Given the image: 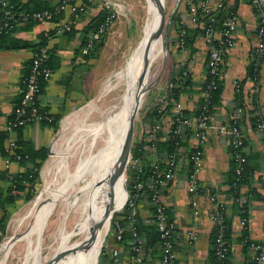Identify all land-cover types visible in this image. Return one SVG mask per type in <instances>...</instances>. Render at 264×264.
<instances>
[{
  "label": "crops",
  "instance_id": "crops-1",
  "mask_svg": "<svg viewBox=\"0 0 264 264\" xmlns=\"http://www.w3.org/2000/svg\"><path fill=\"white\" fill-rule=\"evenodd\" d=\"M27 2L29 0H19ZM84 1L88 9L78 16L74 22L73 32L55 30L56 22H64L73 16L69 11L60 20L20 22L17 28L10 34L11 39L3 42L0 46V125L4 126L9 120L15 106L21 99L24 83L23 78L27 75L31 59L42 39V34L52 31L47 37V46L50 48L52 75L45 80L43 91L39 94V104L43 109L49 110L54 115H64L87 100L93 94V88L89 83V74L92 72L93 58L87 60L81 51L87 32L85 27L91 18L104 8H111L113 2H123L126 10L121 15L129 11L132 0H78ZM189 0H185L188 2ZM203 0H196L197 4ZM227 4L237 2L240 14V22L236 32V43L230 48L226 55L223 80L224 90L220 103L215 104L212 111V121L209 129V138L206 143L205 165L201 174V187L206 191L190 193L187 181V161L182 155L176 163V178L172 185H162V196L168 204V212L179 230L176 240L177 264H209L210 250L212 247L211 233L214 228V221L211 218V203L208 198L209 189L228 204V217L232 220V232L230 235V262L229 264H253L251 259V248H245L241 235L244 224L242 217L233 205L231 196L228 193L227 183L228 172L231 167L233 147L230 137L219 132L217 126L221 122L230 120L233 111L234 80H244V98L246 111L240 119L245 133V152L249 158V182L243 184V191L249 200L248 227L253 239L264 243V135L253 125L249 119V114L253 110H260L264 115V61L259 71V82L256 83L248 76L247 65L252 60L253 47L257 42V19L251 6V0H224ZM50 5H54L58 0H48ZM128 2V3H127ZM128 4V5H127ZM131 6V5H130ZM180 15L190 26H196L187 16L188 7L181 8ZM178 31V30H177ZM45 32V33H44ZM175 39V46L172 48L180 52V58H176L183 64L187 63V70L192 79L188 85V90L184 92V103L187 117L194 119L200 108L204 82L208 76L207 67V47L202 35H198L194 41V47L182 48L179 44V32ZM14 41H24L26 45H14ZM180 67V68H181ZM179 68V69H180ZM176 70V72L179 71ZM183 75V74H182ZM181 76V75H180ZM178 76V77H180ZM258 88L256 89V87ZM169 88H165L162 93H169ZM161 97V96H160ZM159 97V98H160ZM159 102V100H158ZM157 104L159 105V103ZM156 105V104H154ZM152 105V106H154ZM151 106V107H152ZM150 107V108H151ZM173 107V106H172ZM171 108H166L164 114L158 118L160 120V135L163 137L173 126L174 118ZM149 108V109H150ZM147 110V112L149 111ZM252 112L250 113L249 112ZM143 134L140 142L147 139L146 129L155 120L146 118ZM193 125L187 127V140L189 145L192 140ZM56 129L44 120H34L27 125L17 128L12 135L16 138L19 147L22 149H38L43 146L49 147ZM185 130V131H186ZM163 138L159 139L162 140ZM5 147V140L0 141V151ZM53 146L52 152L56 149ZM187 151V150H186ZM181 153V154H186ZM158 154V153H157ZM147 159V157H146ZM159 160V154L157 155ZM32 166V162L21 163L14 159L11 164V172L26 170ZM9 170V171H10ZM4 158L0 157V197L7 192L9 180L6 178ZM134 176H129V187L133 186ZM199 202L200 216L194 214L192 199ZM12 206L7 205L8 212ZM140 218L146 224H154V205L150 198L145 196L139 204ZM4 215V208L0 204V219ZM111 219V215H110ZM197 221V222H196ZM196 222V223H195ZM197 224L199 236L193 242L190 241L188 230ZM157 229V227H156ZM3 229H0V232ZM130 232V231H129ZM144 239V248L141 252L143 264H162L160 238L157 241H150L147 233L139 230ZM158 232V230H157ZM131 233V232H130ZM2 235V233H0ZM132 235V233H131ZM133 238V235H132ZM131 238V239H132ZM131 239L126 244H121L122 263L130 264L131 260ZM3 243V242H2ZM102 248V247H101ZM99 256V255H98Z\"/></svg>",
  "mask_w": 264,
  "mask_h": 264
},
{
  "label": "built area",
  "instance_id": "built-area-1",
  "mask_svg": "<svg viewBox=\"0 0 264 264\" xmlns=\"http://www.w3.org/2000/svg\"><path fill=\"white\" fill-rule=\"evenodd\" d=\"M3 5L8 4V0H1ZM251 6L255 12L257 19V42L253 47L252 59L255 60V65L257 70L260 71V67L263 63L264 58V0H251ZM227 5L224 0H203L202 3L196 4L190 2V6L187 9L188 19L194 23L200 25L203 28L202 37L205 41L208 57H207V67H208V81L204 85L202 92V104L198 110L194 119L187 117L186 106L184 103V92H180L179 98L174 101L172 112L174 118L176 119V126H171L166 134L162 137L160 135V120L155 119L149 127L146 129V134L148 139H181L187 137V127H193L192 140L190 143L192 150L188 151L186 154L175 152H169L166 154L167 159L170 164H176L182 155L186 156V161L189 163V168L187 171V181H188V191L190 193H197L200 190L201 174L205 165V148L206 143L209 138V129L212 119V111L210 110V104L213 98V94L218 85V79L223 77L224 65L226 60V55L230 48L236 43V32L240 22V14L238 7L236 9H231L223 16L220 23L217 22V18L213 12L221 11L226 9ZM127 6L123 2H113V6L110 8V14L107 18L101 22L96 28L87 32L81 51L83 54H87L95 46L96 42L99 41L108 31L112 24V20L115 15H118L122 11L126 10ZM88 9L87 4L84 1L78 0H60L59 3L52 9H45L40 11H35L33 14H25L24 18L32 15L33 18L38 21H53V17L56 13L62 11H69L72 18L64 22H56L55 30H65L70 31L73 29L74 22L78 16L85 13ZM202 9L206 15H208V23L204 24L200 20L198 15V10ZM13 11L11 7H6L4 10V16H12ZM184 35L185 30L182 29L179 32V44L182 48L184 46ZM49 56L48 46H42L38 51L33 54V62L28 75L24 78V90L23 95L15 106L12 117L6 122L4 126L0 125V132L5 131V147L3 151H0V157L4 158L5 168L8 173L11 172V164L14 159H19L20 155L16 152L18 148V142L16 138L12 135L13 131L17 129L18 126H25L31 121L36 119L51 122L54 120V114L49 110L43 109L39 104V94L41 93V79H49L52 75L53 70L48 66L44 65L43 62ZM188 75V70L183 72V76ZM255 82V80L253 79ZM234 91L237 86H239L238 79L234 80ZM258 86L256 87V89ZM167 92L163 93L159 98L160 113L164 114L167 105ZM233 111L229 121L221 122L217 128L219 132L226 134L230 137L231 144L233 147L232 157L237 161V173L241 174L243 169V164L247 160V155L245 152V133L242 125L240 124V119L244 115L246 108L243 104L237 105L236 101L233 99ZM256 127L264 135V115L258 110L256 112ZM186 130V131H185ZM175 147L178 149L180 147L179 140H176ZM147 149L145 156L149 160L150 165L153 166L157 173L152 176L150 180L149 187L151 190V202L154 205V221L159 232L160 247H161V262L162 264H177V251H176V240L179 235L177 223L171 219L168 212V204L162 196V185L170 184L167 180L160 179L162 174H166L168 178H175L176 169L165 168L160 169L158 159H157V148L154 143H150L145 146ZM15 156V157H14ZM264 158V157H263ZM142 159L139 157H132V168L136 171L135 181L132 187H129V194L125 202V210L122 212L120 217L127 218L124 223L120 222L119 218L114 221L113 234L117 240H122L126 231H130L133 235L131 239V260L130 264H143V259L141 252L144 248V239L137 229L136 223L139 220L140 210L138 207V199L143 196L145 181L141 179V173L144 170V166L141 163ZM10 170V171H9ZM240 178V177H239ZM238 178V179H239ZM242 190V187H241ZM243 192V191H242ZM209 201L211 203V218L215 224L219 225L218 233L216 237L217 247V260L215 264H224L223 257L227 250V245L224 237V230L226 224L223 223L224 218L228 216L227 202L220 198L216 193L208 194ZM239 201L244 203L247 201L246 194L240 196ZM192 205L194 209V214L200 216L199 202L195 198L192 199ZM242 222L245 227V223L248 220L242 217ZM197 222V221H196ZM195 222V223H196ZM0 233L3 234L1 231ZM110 236V235H109ZM188 236L190 241L193 242L199 236V230L197 224H194L191 229L188 230ZM249 238H252L249 235ZM110 239V238H109ZM248 238H245L247 240ZM121 244L109 245L105 247L106 251H103V256L105 258V264H121L122 254H121ZM250 248L252 250L251 259L254 264H264V243L255 242L254 240L250 243ZM109 256H108V255Z\"/></svg>",
  "mask_w": 264,
  "mask_h": 264
},
{
  "label": "rangeland",
  "instance_id": "rangeland-1",
  "mask_svg": "<svg viewBox=\"0 0 264 264\" xmlns=\"http://www.w3.org/2000/svg\"><path fill=\"white\" fill-rule=\"evenodd\" d=\"M185 3V0H166L162 28L166 45L165 49L163 43L165 54L151 66L149 86L136 114L132 148L137 145L143 134L147 123L145 120L147 110L157 104L163 90L172 85L176 70L182 65L176 59L180 58L181 54L172 48L171 43L175 46L174 38L178 33L175 18L181 13ZM130 5L126 14L121 15V12L114 16L99 54L93 58V70L88 78L93 88L92 96L60 119L59 127L54 131L48 147L49 156L40 168V180L36 184V190L29 199L25 198L26 192L21 191L23 196L9 208L7 226L0 239V264H60L68 250H75L91 235L96 216V201L90 189L83 191L82 188L96 180L101 172L98 164L105 156L100 159L97 157L100 151L97 145L93 158L85 170L76 173V165L81 157L83 136L87 127L103 121L110 114L114 113L117 116L128 100L127 89L133 79L131 77L125 79L127 66L153 17L154 0H132ZM179 20H183L182 16ZM55 145L57 147L52 152ZM61 148L64 149L63 158L53 162V170L49 173L51 175H47L46 165ZM132 148L131 154L129 153L124 161V164L127 163L125 183L117 196V201L120 194L126 190L128 194L130 192L128 179L132 168ZM62 188L63 190L59 192ZM70 201H74V204L69 208V216L65 223L70 233L66 247L60 235L63 226L61 220L64 207ZM124 207L125 205L119 211L116 209L112 211L105 240L95 250L93 257L97 258V264H105L103 251L109 245V235L114 231V221L116 217H120L125 210ZM9 238L15 243L9 252H5L2 246Z\"/></svg>",
  "mask_w": 264,
  "mask_h": 264
},
{
  "label": "trees",
  "instance_id": "trees-1",
  "mask_svg": "<svg viewBox=\"0 0 264 264\" xmlns=\"http://www.w3.org/2000/svg\"><path fill=\"white\" fill-rule=\"evenodd\" d=\"M59 1L60 0H58V2L54 5H50L48 0H29L27 2H22L19 0H8V4L6 6H4L2 1L0 0V46L3 44V42L11 39L10 34L17 28L18 23L30 22V21L34 23V22L38 21L37 19L33 18L32 15H29V17L24 18L25 14H33V12H35V11L52 9L59 3ZM190 2H194L197 4L196 0H189L188 2H186V5L188 8L190 6ZM226 5H227L226 9L213 12L217 18L218 23H220L221 18L223 16H225L229 10H231V9L233 10V9H236L238 7L237 2H234L232 4L226 3ZM9 6L11 7V9L14 13L12 16L6 17V16H4V10L6 7H9ZM110 12H111L110 9L106 7L104 9H102L100 12H98L96 15H94L91 18V20L88 22V24L86 25L85 31L89 32L90 30L96 28L101 22H103L107 18V16L110 14ZM65 15H66V11L64 10L62 12L56 13L55 16L53 17V19L57 21V20H60V18L64 17ZM198 15H199L200 20L203 21L204 24L208 23V15H206L202 9L198 10ZM180 17H181L180 14H178L175 18V20L177 21L178 32H180V30H182V29L185 30L184 46L193 48L194 47L193 44H194V41L197 39V36L203 34V28L200 25V22H198V24H196V26H190L186 22L180 21L179 20ZM52 31H48L46 33L44 32L45 34H42V39L39 41L35 52L38 51L42 46L47 45V37L50 33H52ZM70 31L73 32V30H70ZM105 36H106V34L99 41L96 42L95 46L91 49L90 52H88L87 54H84V56L87 60H90V59L98 56L99 51L101 49V46L103 44V39L105 38ZM14 45L22 46V45H26V44L24 41H14ZM50 51L51 50L48 47L49 56H51ZM49 56L43 62V64L48 66L49 68H51L52 67L50 65L51 58ZM263 61H264V58H263ZM32 62H33V57L31 59V63L29 66L28 73L31 69ZM185 70H187V63L183 64V66L179 69L178 72H176V74L174 76L173 83L169 88V93L167 96L166 108H168V109L171 108L174 104V101L179 98L180 92H185L186 90L189 89L188 85L191 83L192 79L190 78L189 75H186V76L182 75ZM247 70H248V76L251 77L252 79H254L256 83H258L260 76H259V70H257L256 65H255V60L252 59L250 61V63L247 65ZM28 73H27V75H28ZM188 74H189V70H188ZM27 75H25V77ZM178 76H180V77H178ZM24 78H23V83H24ZM45 80L46 79H43V78L41 79V86H42L41 92L43 91V86L45 84ZM207 81H208V76H207V79L205 80L204 83L206 84ZM238 82H239V86H237V88H235V91H234V100L236 101L237 105L243 104L245 106L246 103H245L244 91H243L244 80L238 79ZM24 87H25V84H24ZM223 90H224V80H223V77H221L218 79V85L214 91L213 98H212V101L210 104V110L211 111H213L215 104L220 103ZM22 95H23V93H22ZM201 104H202V99H201ZM160 108L161 107L158 104L152 106L149 109V111L147 112L146 118L151 117V118L157 119L161 115ZM255 108L256 109L253 110L254 113L249 114V119H250L251 123L256 126V119H257L256 112L258 110H257V107H255ZM249 112H250V110H249ZM250 113H252V112H250ZM12 115H13V112H12L10 117H12ZM62 117H63L62 115H54V120L49 122V124L52 125L55 129H57L59 127V122H60V119ZM172 120L174 122L173 123V127H174V126H176V119L172 118ZM20 127H23V126H18L17 128H20ZM5 136H6L5 131L0 132V141L4 140ZM176 140H179V142L181 144L178 149L176 148L177 146L175 147ZM150 143H154L156 148H157V151L159 154L158 163H159L160 169H162V170L165 168H169V167L174 168L176 165V164H174V165L170 164L169 160L166 157L167 153L175 152V151H177L178 153L179 152L185 153L186 150H187L186 152H188L194 148V147H191L189 145L187 140H184L182 138L180 141L179 137H177V139H175V140L174 139L150 140L147 138V139H143L141 142H140V140L137 142V145H135V147L132 148L133 157H139L142 159L141 163L144 166V170L141 173V179L145 181V186L143 189L144 193H143V196L139 197V199H138V207H139V204H140V201L142 198H144L145 196H147V198H150L151 190L149 187V183H150V180L152 179V176L157 173V170L153 166L150 165V163H149L150 161L147 160L146 156H145V154H147V152H146L147 149L145 148V146L150 144ZM16 152L20 155L18 161H20L21 163H27L28 161H31L32 166L27 168L26 170L8 173L6 176V178L9 180V185L7 188V192L5 194H3V196L1 195V197H0V204L4 208V215L0 219V229H3V230H5V228L7 226V220H8L7 205H11V204L15 203L18 198L22 197L23 193H21V191L26 192V197H25L26 199L31 198L32 193L34 192V190H36V184L40 180V168H41L42 164L44 163V161L49 156V151H48L47 146H43V147H40L38 149H28V148L22 149L18 145ZM188 168H189V163H187V170L186 171H188ZM236 168H237V161L232 157L231 167H230V170L228 172V177H227V183L229 184L228 193L232 198L234 207H236L238 209L241 217H244L248 220V214H249V212H248V210H249L248 209L249 208L248 197H247V201L244 203H241L239 201L240 196L243 193L245 194V192L243 191V184L245 182H249V178H250L248 156H247L246 162H244V164H243V169H242L241 174L237 173ZM175 169H176V167H175ZM135 175H136V171L133 168H131L130 176H134V178H135ZM175 178H176V176H175ZM175 178H173V179L168 178L166 176V174H162L160 177V179H162V180H167L168 183H173ZM128 184H129V182H128ZM241 187H242V190H241ZM200 190L206 191L207 189L204 187H200ZM209 192L215 193V191L213 189H209ZM126 198H127V190L121 195V197L117 203L116 211H119L120 209L123 208V206L125 205V202H126ZM119 220H120V222L125 224V222L127 221V218H125L123 216V217H120ZM223 223L226 224V228L224 230V237H225V241H226V245H227V250L225 252V256L223 257V260H224V264H229V262H230V235L232 232V220L230 217L226 216L224 218ZM136 226H137L138 231L143 230L144 232L147 233V236L150 239V241L154 242V241H157L159 239V232H157V229L154 226V224H151V223L146 224L144 219L141 220L140 215H139V220L136 223ZM218 228H219V225L215 224L213 231L211 233L212 247L210 250L209 264H215L216 260H217L216 237H217V233H218ZM249 235H250V231H249L248 223L246 222L245 227L243 228L242 235H241V240L243 241L245 248H248V249L250 248L251 241L254 240L255 242H261L257 239L249 238ZM1 238H2V235L0 234V239ZM109 238H110V243L112 245H118V244L120 245V243L126 244L127 241L132 238V235L129 231H126L123 239L119 241V240H117V238H115V236L112 232L111 235L109 236ZM245 238H248V239L245 240ZM100 251H101V249H100ZM100 251H99V253H100ZM104 251H106L105 248H104ZM252 263L254 264V262H252Z\"/></svg>",
  "mask_w": 264,
  "mask_h": 264
},
{
  "label": "bare ground",
  "instance_id": "bare-ground-1",
  "mask_svg": "<svg viewBox=\"0 0 264 264\" xmlns=\"http://www.w3.org/2000/svg\"><path fill=\"white\" fill-rule=\"evenodd\" d=\"M165 7L166 0H154L153 17L149 21L146 27V32L144 33L139 45L135 49L127 66L125 79L131 77L133 80L127 89L128 100L125 102L124 108L118 112L117 116L113 113L104 118L103 121L97 124L93 123L89 125L87 127L86 133L83 136L84 146L81 157L76 165V173H81L90 164L97 145L100 149V151L98 149L99 152L97 157L100 159L105 156L98 164V169H101V172L98 174L96 180L88 183L82 188L83 191L90 189L93 193L92 196L96 201L95 222L92 225L93 231L89 238L75 250H68L65 258L60 264H97V258L95 257L93 259L95 250L105 240V235L107 234L106 232L110 226V215L112 214V211L117 209V203L121 197V194L118 198V201L117 196L125 183V173L122 171L123 174L119 178H116V174L122 159V152L125 149V145L127 143L126 134H128L130 116L134 110L137 100L139 99L140 102L138 107H140L142 103V99L145 94L144 88L149 84V74L152 64L161 59L165 54L163 47V34L160 33L156 38H154V40L152 39L161 17L162 9L165 10ZM135 71L137 74H135ZM63 153L64 149L61 148L48 162L46 165L47 175L53 170V162L61 158ZM62 190L63 188L60 189L59 192ZM73 204L74 201L68 202L65 205L64 211L62 213L61 223L63 226H61L62 229L60 235L66 247H68L70 233H68L69 230L67 231L65 223L69 216V208ZM10 238L2 246L5 252H9L15 243L14 241H10Z\"/></svg>",
  "mask_w": 264,
  "mask_h": 264
},
{
  "label": "water",
  "instance_id": "water-1",
  "mask_svg": "<svg viewBox=\"0 0 264 264\" xmlns=\"http://www.w3.org/2000/svg\"><path fill=\"white\" fill-rule=\"evenodd\" d=\"M164 15H165V10L162 9V12H161V17L159 19V22H158V25H157V28H156V31L152 37V39L154 40V38H156L160 33H162V28H163V22H164ZM172 19V16L170 17V20ZM164 47L166 49V45H165V42H164ZM149 85H146L145 88H144V92H146L147 88H148ZM139 99L137 100L136 104H135V107H134V110L132 111L131 113V116H130V120H129V129H128V134H127V143L125 145V150H124V153L122 155V159L120 161V164H119V167H118V171H117V174H116V178H119L122 176V171L125 173V166L126 164H124V161L126 160V157L127 155L130 153L131 154V148H132V143H133V136H134V129H135V119H136V114H137V111H138V106H139ZM127 195H128V191H127Z\"/></svg>",
  "mask_w": 264,
  "mask_h": 264
}]
</instances>
